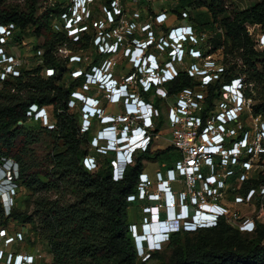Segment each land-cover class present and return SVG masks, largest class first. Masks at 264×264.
Listing matches in <instances>:
<instances>
[{
    "label": "trees",
    "instance_id": "trees-1",
    "mask_svg": "<svg viewBox=\"0 0 264 264\" xmlns=\"http://www.w3.org/2000/svg\"><path fill=\"white\" fill-rule=\"evenodd\" d=\"M4 1L0 0V24L15 23L22 33L33 29L30 36L36 39V51L42 49L44 54L43 67H39L34 73L23 72L21 77L9 79L0 92V166L4 164V160H13L19 170L18 178L14 181L19 189L53 191L59 198L39 199L32 215L18 214L13 209L10 216L5 217L0 204V228H5L7 221L33 226L38 224L51 255V262L48 264H140L132 231L133 224L129 221L128 213L139 202H129L128 197L137 194L140 175L145 170L144 161H161L166 168H172L180 159V154L173 160L178 151L172 146L152 153L151 148L157 142L155 141L146 152L135 157L134 165L126 168L122 180L114 181L112 157L90 150L91 141L96 135L93 126L95 121L88 132L81 134L82 117L74 111L79 102L76 101L74 108L69 106L70 101H74L72 94L83 91L86 77L70 76L66 84L64 73L68 71L66 67L70 64L69 59L60 61L55 56L56 46L69 42V50L81 51L78 55L79 64L84 68V73L91 72L93 67H100L110 55L100 53L94 45L98 32L90 35L88 29L92 27L86 24V31L81 32L77 43L69 40L61 16H70L73 4L66 0L57 2L43 13H40L39 0H28L30 4L26 12L2 8ZM113 3L115 0H107L111 12ZM143 3L155 22L158 13L151 8L152 0H143ZM193 4L198 7L205 6L208 10L206 16L211 18V21L199 19L197 24L194 23L196 20L191 22L198 37L204 41L207 31L213 33L211 38L207 37V41L203 42L206 46L201 44L195 49H200L204 57L218 52L228 55L230 46L226 45L229 43L233 45L232 50L236 47L245 49L244 59L249 69H238L237 64L226 62L229 68L225 80L245 76L249 85L250 81L256 82L259 79L264 83V75L258 71L259 63L264 62L263 54L262 60L251 62L246 58V53L253 52L255 47L246 25L249 23L264 26V0L243 12H229L225 0H175L171 8L179 20H185L184 13L188 15L187 20H190L192 16L189 8ZM122 13L121 11L120 15H115L113 23L120 22ZM90 18H94L91 10ZM53 19H56L55 24ZM163 26L164 24L160 27ZM115 27L110 25L104 33L111 35ZM170 30L165 29L166 36ZM132 37H136V34L133 33ZM86 58V61H82ZM45 68L54 69V76H37ZM196 85L185 71H180L178 77L165 86L173 97L187 88H195ZM220 88L221 84L217 83L208 89L205 120L206 114L213 109V102L219 98L217 90ZM95 91L97 90L90 91V95ZM152 94L153 92H142L141 96L150 101ZM247 97L252 98V93L248 92ZM33 104L53 108L54 129H47L38 123L34 124L37 128H26V114ZM154 104L160 108L166 103L156 98ZM120 107L124 110L123 104ZM252 107L255 110L254 117L264 118V100L258 106ZM160 122L159 120L157 129ZM42 145L46 147L41 157L38 147H43ZM89 155L99 156L96 157L98 169L94 172L88 171L83 163ZM262 159L264 160V155ZM259 179V184H256ZM237 181L239 183L238 176H235L226 182L237 185ZM241 185L244 188L240 194L246 197L250 190L256 191L258 186H264V176H259L257 180L248 179ZM66 194L74 196L75 200L62 201ZM256 226L255 239L246 243L242 242V235L247 233L235 230L226 218H222L214 228L197 230L195 242L188 231L174 230L167 244V248L173 250L170 261L164 262L159 252L150 255L151 261H156L157 264H264V227L258 222ZM211 235H218V238L210 240Z\"/></svg>",
    "mask_w": 264,
    "mask_h": 264
},
{
    "label": "built area",
    "instance_id": "built-area-1",
    "mask_svg": "<svg viewBox=\"0 0 264 264\" xmlns=\"http://www.w3.org/2000/svg\"><path fill=\"white\" fill-rule=\"evenodd\" d=\"M95 1L78 3L77 7L72 8L70 16L62 15L64 29L70 36L75 37L77 42L81 32L86 31V21L90 18L89 6ZM112 10L113 12H107L110 16L117 13L116 11L119 14L115 15L121 13V9L113 7V4ZM183 17L188 19L186 13ZM168 19V14L161 12L155 18V23L162 25ZM98 23L105 24L102 20ZM127 27L128 31L124 36L117 29H114L111 35L104 33V30L99 31L94 42L100 53L117 54L127 40V36L132 38V34L137 29L133 21L128 22ZM150 27L151 25L145 28V31L148 32ZM114 34L115 36L112 37ZM149 34L151 40L144 42H150L152 45L156 40L152 32ZM23 40L25 37L23 38L22 31L15 23L0 24V87L9 79L21 77L23 73L24 61L13 50L17 42L25 44ZM134 41H137V44ZM144 42L133 40L135 50L139 49L142 52L133 62L137 70L120 84H115L112 70L115 66L114 62H103L100 67H93L91 72L73 71L74 78L82 75L86 77L84 91L90 92L94 89L106 91L108 93L105 99L110 104L124 105V113L108 115L98 98L78 91L72 94L74 101H70V107L74 108L76 101L83 104L81 134L88 132L94 121L98 120L101 125V129L91 141L90 150L103 156H111L113 180H122L126 168L134 165L135 157L146 152L153 142L160 139L156 129L162 112L155 106L154 101L156 98L161 99L168 105L166 121L171 130V146L181 157L172 168L162 165V168L156 171L154 180L145 170L140 175L137 194L129 196L128 201H147L150 204L144 209L149 219H145L141 230L146 232L155 222L160 225H162L160 221L168 222L170 226L168 231L164 224L161 226L162 239L159 248L170 240L174 231L172 226L179 222H182L188 230H199L214 228L222 218H226L230 224L235 223L242 233L255 232V218L242 219L238 215L230 216L225 206L208 202L209 199L211 201L218 199L229 186L226 182L229 178L238 176V180L242 182L249 179L246 173L252 168L251 162L254 159L261 160L264 155V121L258 123L261 118L253 116L252 99L247 97V93L253 91L252 86L246 82L245 76L225 80L229 65L226 62L210 60L204 57L200 49H195L203 44V39L198 37L192 24L172 28L166 38L163 36L159 39L161 49H170L169 62H158L155 55L153 60L138 62L148 48L143 44ZM256 48L264 56V34L257 38ZM37 54L43 61L44 51L40 49ZM188 57L198 62H183ZM70 59V63L80 61L78 55H73ZM180 71H185L197 85L171 97L165 85L174 81ZM54 74V69H44L45 78L53 77ZM217 83L221 84L220 90H217L219 98L213 102V109L206 114L205 120L207 92ZM142 92H153V100L146 101L141 96ZM26 116L28 122L38 123L51 130L55 128L54 116L48 107L33 104L29 107ZM261 161H263L261 170L264 172V160ZM83 163L90 172L98 169L94 155L87 156ZM204 170L207 175H204ZM0 173H2L0 197L3 199L5 216L8 217L17 194L18 187L14 181L19 175L18 166L13 160H4V164L0 166ZM201 183L205 187L201 186ZM175 184L185 189L177 192L174 189ZM3 186L10 188L5 195L1 193ZM255 194V190H250L246 197H237L236 203H249ZM132 231L138 241L141 233L137 225H132ZM25 238L23 232L11 234L4 228L0 229L2 247L8 248L14 243L23 242ZM145 240L141 242L144 243ZM156 248H152V251ZM144 252L142 248V254ZM4 258L7 259L8 264L34 263L33 256L8 253L7 250L1 249L0 259Z\"/></svg>",
    "mask_w": 264,
    "mask_h": 264
},
{
    "label": "rangeland",
    "instance_id": "rangeland-1",
    "mask_svg": "<svg viewBox=\"0 0 264 264\" xmlns=\"http://www.w3.org/2000/svg\"><path fill=\"white\" fill-rule=\"evenodd\" d=\"M59 1H63V0H39L40 7H41L40 13H43L49 7H53ZM66 1L70 4H73V8L74 6L77 7L79 5L78 4L79 1L77 0H66ZM225 1H226V8L228 9L229 12L231 11L243 12V11L250 9L254 5L260 3L262 0H225ZM174 2L175 0H152L151 8L156 13L160 14L161 12H166L168 14L169 19L164 24L163 27H160L161 25H158L153 21L151 17V13L148 7L143 3V0H115V3H113V7H119L121 11L123 12L122 13L123 15L119 23H113L115 20V14H119L118 11H116L117 13L115 14L113 13V16H110L107 13L109 11L107 0H96L94 3L90 4L89 9L91 10V12H94V18L93 19L89 18L88 20L85 19L87 20L86 21L87 24H89L90 27H92L88 29L90 30V33H89L90 35H92L94 32L99 33V31L105 30L106 28H109L110 25H113V27L116 26L115 29L122 32L124 36V33L128 31L127 23L128 22L131 23V21L135 22L136 27H137V29L134 32L136 34V37H132L131 39L127 38V40L122 45V47H120V50L117 54H113V55L109 54L110 56L106 59V61H103V62H114L115 63V66H113L112 68L113 73L115 75V79H114L115 84H120L126 77H129L133 75L134 72H136L137 69H135L133 62L140 51L139 49L135 50V47L133 46V40L134 38H137L139 42L151 40L152 37L149 34V32H151V29H149L148 32L145 31V28H147L149 25L152 26L151 28L153 29L154 39L156 41L153 42L151 46H148V48L145 49L144 54L152 53L157 57L158 62H168V61H171L170 52H168V49H161V46H159V39L163 36L164 38H166L165 29H172L178 26L189 25L191 24V22H193V20H196L194 22L195 24H197V21L199 19H201L202 21L203 20L211 21V18H208V16H206L208 14L207 8L205 6L198 7L196 4H193L189 8V11L192 16L190 20H187V19L179 20L176 17L175 13L172 11V8H173L172 6ZM207 2H210V0H207ZM29 4L30 2L28 0H5L1 6L2 8H6L10 10L18 9V10L26 12L29 8ZM219 19L221 21L222 17H220ZM61 20L64 24V19L62 16H61ZM100 20L104 21L105 24L104 25L99 24L98 22ZM55 22H56V19H53L54 24ZM94 22H97L98 25ZM217 25L219 26L220 23H217ZM64 28H65V24H64ZM246 28H247L250 38L253 39V42L255 44V47H253V52L246 53V58L248 60H251V62L254 60L257 61L258 59L262 60V56H261L262 53L261 51L257 49L258 47L256 48V40L260 35L264 34V26L262 25L254 26V25H250L249 23H247ZM131 29H133V27ZM32 30L33 29L30 28V29L25 30L24 33H22L23 38L25 37V40H23L25 44H21V42H17L16 44H14L15 46H13V50L17 52L18 55L21 56V58L24 61L23 69H22L24 73L25 72L34 73L39 67H43L42 58H39L40 56L37 54V51H36V39L34 36H30L32 33ZM28 32L30 33L28 34ZM205 34H206V37L203 42H206L208 38H211L213 36V33H211L210 31H207ZM67 35H68L69 40L73 41V43H77L75 37L70 36L69 33ZM113 36H115V34L112 35V37ZM108 39L110 41V38ZM134 42H136L137 44V41H134ZM68 43L69 42H64L56 46V49H55L56 59H59L60 61H65L66 59H69V62H70L71 56L79 55L81 53V51L69 50V48L67 47ZM94 45H95V42H94ZM203 46H206V44H203ZM229 46L231 49L230 48L228 49L230 50L228 55L224 56L222 52H218L212 56H209L208 58L215 62H231L232 64H237L238 69H244V70L249 69L248 63L244 59V55L246 52L245 49H242V48L240 49L236 47V49L232 50L233 45L231 43L226 45V47H229ZM129 49H131V51H134V52L129 53ZM98 51L101 52L99 49ZM89 57H91L90 54H89ZM86 60L87 58L82 61H86ZM185 60L183 62H198L197 60L191 59L189 57L187 58V61ZM79 62L70 63L67 65L66 68L68 71L64 73V81L66 82V84L68 82L69 77L73 76V71L75 70L84 71V68L81 67ZM135 62L137 61L135 60ZM145 62H147V60ZM263 63L262 62L259 63L258 71L259 73H262L264 75ZM43 74H44V70L42 69V71L38 75L37 74L36 75L42 76ZM250 82L253 88L252 98H251L252 104H253L252 106H258L264 100V83L262 79H259L256 82L255 81H250ZM0 88L2 91L4 89V84L1 85ZM135 91L138 92L137 90ZM79 92H82L85 95L91 94V92H87L84 90L79 91ZM107 93L108 92L106 91L97 90L95 91V93H93L90 96H93L96 94V96H98L99 98H102L101 104L106 114L115 115V114L124 113L123 107H120V106H118L120 108L119 112L114 110L115 106L117 107V105H112L105 99V96L107 95ZM1 98H2V95L0 96V101L2 100ZM153 98L154 97L151 96L150 100H153ZM69 106H70V103H69ZM49 108H50L49 110L52 112L53 108L52 107H49ZM160 109L162 112V117L160 118L161 124L158 125V129H157L158 130L157 134L160 135V139L157 140V142H155V145L152 146L151 148L152 153L158 150L160 151L166 150L171 147V143H170L171 130H170L169 124L166 121L168 105L162 104ZM74 111H76L83 118V104L81 102L78 104L77 109H75ZM252 113H255L254 109H252ZM258 118H261V117H258ZM263 121H264V118H261L258 121V123H262ZM34 124L36 123L28 122V124H26V128L28 129H33L34 127L37 128V126ZM42 146L43 147H38L39 148L38 152H40L39 155L41 157L43 156L42 152L46 147L45 145H42ZM178 156H179V153H177V155L173 157L172 159L174 160ZM96 157H99V156L96 155ZM145 162L146 161H144L145 171L146 173L149 174L150 178L154 180L156 171L160 170L162 168V165L164 164H162L161 161H152V160L147 161V163ZM262 162L263 161L259 159H254V161L251 162L252 168L250 171L246 173L249 180H257L259 176H264V172L261 170ZM239 169L242 171L240 167ZM207 174L208 173H206V171L204 170V175H207ZM247 180L248 179H246L245 181ZM260 180L261 179H259V181H257L256 184H259ZM244 182L239 181L238 183L237 181V185L236 184L229 185L228 187L225 188V190L221 193V195L218 197L217 200L211 201L209 199L208 202L218 203L220 205L225 206L228 209L230 216L238 215L242 217V219H246L247 217L255 218L256 222H258L264 227V186H258V189H256L255 196L249 203L237 204L236 198L244 197L243 195L240 194L241 189L244 188L241 184H243ZM200 185L204 186L203 183H201ZM250 185H252V183ZM3 187L4 188L1 189V193L5 195L8 193L10 188L6 186H3ZM174 189L177 192H179V191L184 190L185 188L181 187L179 184H175ZM44 197L45 198L49 197L52 200H56L59 198L57 193L53 191L52 192H44V191L40 192V191H29L26 188H20V189L17 188V194L15 198L13 199L12 210L14 209V211L18 214L32 215L35 212L37 201ZM63 200L64 201H74L75 197L71 196L70 194H66V196L62 198V201ZM0 204L3 207V199L1 197H0ZM148 205L150 204L146 202H142V203L139 202L133 205L128 211L130 223L133 225H137V229L139 230L140 233L142 232L141 228L143 226L142 224L145 223V219L146 218L149 219V216L145 213V210H144L145 208L148 207ZM162 214H163L162 218H164L165 215L163 212ZM231 226H233L235 230H238V227L235 223H232ZM40 228L41 227H39L38 224L33 226V225H24L22 223H17L14 221H7L4 229H6L8 232H11V234H17L18 232H23L26 238L24 239L23 242L14 243L8 248L0 246V250L4 249V250H7L8 253L33 256L34 257L33 264H48L49 262H51V255L48 252V246H47L46 241L43 240L41 236ZM172 228L177 231H184V230L188 231L189 233L192 234L191 238L193 242L196 241V237H197L196 233L198 232L197 230L186 229L183 226L182 222L174 223ZM144 233L146 232L144 231ZM255 233H256V230L253 233L243 234L242 242L246 243L252 239H255V236H256ZM217 238H218V235L209 236L210 240H216ZM168 242L163 243L161 245L160 250L151 251L152 248H155V247L158 248L159 243H156L154 246L150 245L151 244L150 243L149 244L150 250H148L147 246H145L144 248L145 252L143 254L141 252H138L137 250L139 263L140 264L142 263L143 264L145 263L157 264L156 261H151V257H150V255L157 253V252L161 254L164 262H169L171 257L173 256V250H169L167 248ZM0 264H8L7 259L5 258L0 259Z\"/></svg>",
    "mask_w": 264,
    "mask_h": 264
},
{
    "label": "bare ground",
    "instance_id": "bare-ground-1",
    "mask_svg": "<svg viewBox=\"0 0 264 264\" xmlns=\"http://www.w3.org/2000/svg\"><path fill=\"white\" fill-rule=\"evenodd\" d=\"M141 51L138 53V55L136 57H139L141 55ZM157 217V215H155V218ZM161 226L158 222H155L151 225V227L149 229H147L146 231V235L145 238L147 241H149L152 245H155L156 240L160 241L162 239L160 232H161ZM152 233V234H151ZM157 235V239L156 236Z\"/></svg>",
    "mask_w": 264,
    "mask_h": 264
},
{
    "label": "clouds",
    "instance_id": "clouds-1",
    "mask_svg": "<svg viewBox=\"0 0 264 264\" xmlns=\"http://www.w3.org/2000/svg\"><path fill=\"white\" fill-rule=\"evenodd\" d=\"M88 0H86V2H87ZM149 54H152V53H149ZM148 54H145V56H147ZM154 55V54H153ZM139 61V60H138ZM146 61V60H145ZM0 175H2V173H0ZM160 223L163 225L164 224V226H165V229L168 231L169 230V228H170V226L168 225V222H166V221H160ZM145 233H144V231H142L141 232V235H140V239L138 240V241H136V239H135V243H136V248H137V250H138V252H141L142 253V248L144 249L145 248V246H147V248H148V250H150V246H149V244H150V242L149 241H147V240H145L146 238H145ZM155 237H157V235L155 236ZM135 238V237H134ZM145 238V239H144ZM143 240H145V242L144 243H142L141 241H143ZM163 242V241H162ZM156 243H160V241H157ZM150 245H152V244H150ZM154 246V245H153ZM155 250H160V248L158 247V248H156ZM151 251H152V249H151Z\"/></svg>",
    "mask_w": 264,
    "mask_h": 264
},
{
    "label": "crops",
    "instance_id": "crops-1",
    "mask_svg": "<svg viewBox=\"0 0 264 264\" xmlns=\"http://www.w3.org/2000/svg\"><path fill=\"white\" fill-rule=\"evenodd\" d=\"M92 97H96V98H98L99 100H101L98 96H96V94L95 95H93ZM114 110L115 111H117V112H119V110H120V108L117 106H115V108H114ZM94 132L97 134V132L101 129V125H100V123H99V121L97 120V121H95V123H94ZM170 140H171V134H170ZM152 234V233H151ZM158 237H156V239H157ZM158 240H156V242H157ZM155 242V243H156Z\"/></svg>",
    "mask_w": 264,
    "mask_h": 264
}]
</instances>
